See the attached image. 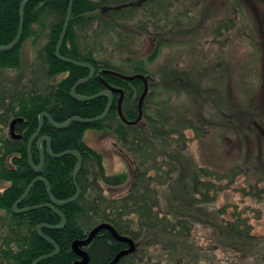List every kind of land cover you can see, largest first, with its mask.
Wrapping results in <instances>:
<instances>
[{
    "label": "trees",
    "instance_id": "1",
    "mask_svg": "<svg viewBox=\"0 0 264 264\" xmlns=\"http://www.w3.org/2000/svg\"><path fill=\"white\" fill-rule=\"evenodd\" d=\"M21 2L0 0V46L10 44L17 34ZM125 2L128 0H72L70 18L59 53L76 61L88 62L96 70L94 76L75 87V93L94 95L104 89L103 82L120 88L123 91L122 114L131 121L138 115L142 81L123 80L101 71L145 74L142 65L140 67L127 58L114 63L113 56L107 55L102 45L98 48L96 44L103 40L99 36L103 35L108 42L114 35H121L118 18L122 14L145 10L148 19H152L156 12L168 11L171 4L167 0H147L138 7L101 9ZM242 2L247 3L246 0ZM68 4L69 0H30L23 8L19 41L12 48L0 51V181L8 183L0 191V210L4 212L0 224V264H32L39 256L54 250L50 243L37 234L36 226L43 223L59 225V215L46 207L23 213L12 211L13 204L32 179L42 176L57 201L71 198L76 191L72 180L76 155L65 154L57 158L49 156L46 143L42 141L44 163L41 171L35 173L27 163L28 140L38 127L40 113L46 112L55 122L64 123L72 116H99L108 102L105 94L87 101L74 99L70 94L72 87L79 79L88 76L90 69L61 61L54 55ZM92 24L95 26L90 37L84 33V27ZM97 24L103 29L98 30ZM221 28L224 26L219 23L216 30ZM40 38H45V42L37 52L30 75H25L21 68L23 46L28 40L35 44ZM115 42L118 45L120 43ZM160 43L156 42L148 59L159 52ZM6 69L16 70L17 75L10 78L2 74L1 71ZM61 73L66 75L55 81L56 75ZM181 78L183 76H163L159 80L162 85H159V89L179 93L185 88V91L196 94L197 87L191 88L179 83ZM171 83H174V87L169 86ZM154 88V83L148 82V89ZM216 95L219 99V94ZM112 96L109 111L98 121H72L68 127L57 129L44 118L40 132L30 145L34 166L40 163L36 144L42 136L50 138L49 146L53 154L76 150L81 155V164L75 174L79 195L70 203L55 206L65 216L64 227L40 228L44 235L58 245L59 252L37 264H73L77 256L71 247L72 242L85 238L100 223L109 224L117 234L131 238L135 244L134 251L120 257L115 264H199L195 246L189 242L195 223L207 227L210 241L233 252L238 260L250 258L252 264H264V241L251 232L252 227L246 216L238 211L228 213L225 208L213 209L211 212L204 209L225 188L219 184L221 180L232 182L235 169L225 174L201 167L184 151L188 142L187 130L195 131L197 137L202 135L189 119L188 110L172 113L169 108L161 107L155 115H150L147 109L151 95L147 92L142 103L141 120L144 121L125 124L117 112L119 93L112 92ZM260 99L264 103V95ZM254 104L249 100L241 113L238 111L223 115L231 118L232 126L229 124V127L233 128L240 115L242 118L239 122L244 126L243 135L246 136L249 128L251 130L253 127L257 136L259 134L264 137V112L252 113L249 108ZM218 113L221 114V111ZM15 119H20L13 125L14 133L19 137L12 136L9 131L10 123ZM209 120L198 118L201 123H212L213 119ZM87 130L106 131L114 137L117 148L132 164L130 174L107 173L101 153L88 146L83 139ZM259 179L264 180V170ZM123 186L127 188L121 194H106V190L112 191ZM46 202H50L46 186L38 181L16 207L19 209ZM92 222L94 224L89 229L87 226ZM155 242L167 256L164 261L159 258L152 261V254L145 256L146 252H143L144 247ZM126 247L127 243L116 240L107 229H101L85 247L87 264H108Z\"/></svg>",
    "mask_w": 264,
    "mask_h": 264
},
{
    "label": "rangeland",
    "instance_id": "2",
    "mask_svg": "<svg viewBox=\"0 0 264 264\" xmlns=\"http://www.w3.org/2000/svg\"><path fill=\"white\" fill-rule=\"evenodd\" d=\"M246 1L248 6L242 0H167L171 4L168 11H158L152 19H148L143 9L128 11L121 18L116 17L121 35H114L108 42L103 35L99 36L103 40H98L100 43L96 45L98 48L102 45L107 55L113 56L114 63L127 58L140 67L142 65L143 75L155 86L148 89L151 95L148 114L155 115L161 107L169 108L172 113L188 110L189 119L202 135L197 137L195 131L187 130L188 142L184 151L201 167L225 174L235 169L232 182L221 180L219 184L225 188L204 209L211 212L225 208L228 213L240 212L247 217L251 232L264 241V180L259 179L264 170V137L257 136L253 127L249 128L246 136L243 135L244 126L239 122L242 117L239 115L233 128L229 127L231 118L223 115L241 113L249 100L255 102L249 108L252 113L264 112V103L260 99L264 95V0ZM219 23L224 28L216 30ZM94 26L85 25L84 33L91 37ZM97 29L103 27L97 24ZM115 41H119V45ZM157 41H161L159 52L148 59ZM44 42L45 38H40L35 44L30 40L24 44L23 74L30 75L37 52ZM1 72L10 78L17 75L16 70ZM65 75L58 74L54 80ZM163 76H183L179 83L197 87L196 94L185 91L184 87H178L184 88L179 93L174 90L163 92L159 89V80ZM169 80L172 82L171 78ZM169 86L174 87V83ZM216 94H219V99ZM220 111L222 115L218 113ZM199 117L212 118L213 121L201 123L198 122ZM4 132L7 130L4 129ZM83 139L88 146L101 153L107 173L130 174L132 164L117 148L110 133L87 130ZM7 185V182L0 181V191ZM126 188L106 190V194H121ZM3 215L0 210V224ZM93 224L87 227L90 229ZM209 237L207 227L194 224L189 242L195 246L199 264H252L250 258L238 260L233 252L211 242ZM155 244L144 247L145 256L152 254V261L158 258L164 261L166 254L162 247Z\"/></svg>",
    "mask_w": 264,
    "mask_h": 264
},
{
    "label": "water",
    "instance_id": "3",
    "mask_svg": "<svg viewBox=\"0 0 264 264\" xmlns=\"http://www.w3.org/2000/svg\"><path fill=\"white\" fill-rule=\"evenodd\" d=\"M29 1L30 0H22V2L20 3V6H19V23H18L17 34H16L15 38L13 39V41L10 44H8L6 46H0V51H5V50H8V49L12 48L19 41L20 36H21V32H22V26H23V8L25 7V5ZM146 1L147 0H133V1H129V2H126V3H123V4H119V5H116V6H108V7H105L104 6L101 9H102V11H105V10H118V9L127 8V7L140 6L141 4H143ZM71 5H72V0H69L68 9H67V12H66V15H65V18H64V22H63L61 34H60V36L58 38V41H57V44H56V47H55L54 55H55L56 58L60 59L61 61H64V62L73 64V65H76V66H80V67H88L90 69V73L88 74V76H86L85 78L79 79L74 84V86L72 87V89L70 91V94H71V96L74 99H76L78 101H87V100H91V99H94L96 97H99V96L105 94V95L108 96V102H107L106 108L102 112V114H100L99 116L93 117V118H81L79 116H72L67 121H65L64 123H57L46 112H41L40 115H39V124H38V127H37L36 131L34 132V134L28 140V144H27V163H28V165L31 167V169L35 173L38 174L41 171V169L43 167V163H44V154H43V150L41 148V142L42 141H44L46 143V153L49 156H52V157H56L57 158V157H61L62 155H65V154H74V155H76L77 162H76V164L74 166V170H73V174H72V180H73V184H74V186L76 188V191H75V194L71 198L66 199V200H62V201H57V200H55L52 197V195L50 193V187H49V184L47 183V181L42 176H36L34 179H32L30 181V183L28 184L27 188L25 189V191L21 195V197L19 199H17L15 201V203L13 204L12 211L14 213H23V212H26V211H29V210H33V209H37V208H41V207H46V208L52 210L57 215H59V217L61 218V223L59 225H56V226L55 225H48V224H44V223L43 224H39V225L36 226V232H37V234L43 240H45L48 243H50L52 245V247H53L54 250L52 252L48 253V254L39 256L38 258H36L32 262V264H37L39 261L45 260L47 258H50V257L56 255L59 252L58 245L51 238H49L48 236L44 235L40 231V228L41 227H45V228H49V229H60V228H63L64 225H65V222H66L65 216L63 215V213H61L59 210H57L55 208V206H61V205H64V204H67V203L72 202L73 200H75L77 198V196L79 195V191H80L79 186L77 185V183L75 181V174H76V172H77V170H78V168H79V166L81 164V155L79 154L78 151H76V150H65V151L59 152L57 154H53V153H51L50 146H49L50 138L48 136H42V137H40L38 139L37 144H36L37 145V148H38V151H39L40 163H39L38 166H34L33 165L32 161H31V156H30V145H31L33 139L40 132L41 127H42V123H43V119L45 118L52 127L57 128V129H61V128L68 127L69 124L72 121H80V122H83V123H90V122L98 121V120L102 119L107 114V112L109 111V109H110V107L112 105V102H113L112 92H118L119 93V97H118V100H117V112H118V115H119L120 119L125 124H134L137 121H139L141 119V117H142V103H143L144 97L146 96V94L148 92V77L147 76H144L143 74L134 73V74L129 75V74H122V73L116 72L114 70H102L101 71V73L109 74V75H112V76H116V77H118L120 79H123V80L139 79V80L142 81V83H143V90H142V93H141V95L139 96V99H138V115H137V117H136L135 120H131V121L125 119V117L122 114V110H121V101H122V97H123V91H122V89L112 87L109 84H107V83H105V82L102 81L103 82V85H104V89L101 90V91H99L98 93H96L94 95H91V96H82V95H79V94L75 93V91H74L75 87L78 86L79 84H81V83L89 80L92 76H94L96 70L88 62L76 61L74 59H71V58H68V57H65V56H61L60 53H59V48H60V46L62 44L63 38L65 36V32L67 30L68 22H69L70 12H71ZM19 120L20 119H15V120H13L10 123L9 131H10V133H11L12 136L19 137V135H16L14 133V129H13L14 123L16 121H19ZM38 181H42L45 184L46 190H47V194H48V197L50 199V202H46V203H43V204H40V205H35V206L23 207V208H19L18 209L16 206L25 198V196L27 195V193L30 190V188L32 187V185L35 182H38ZM101 229H107L116 240L125 242L128 245L127 248H125L124 250L120 251L113 258V260L111 262H109L108 264H115L119 260L120 257H122L125 254H128V253L134 251L135 244H134V242H133V240L131 238L126 237V236H121V235L117 234L116 231L109 224H107V223H100V224L94 226L88 232L87 236L84 239L73 241L71 247H72L73 251L79 257H81L80 260L74 261L73 264H86L88 262V254H87L86 250L83 249V248H81V247L87 245L91 241V239L93 238V236L98 231H100Z\"/></svg>",
    "mask_w": 264,
    "mask_h": 264
},
{
    "label": "flooded vegetation",
    "instance_id": "4",
    "mask_svg": "<svg viewBox=\"0 0 264 264\" xmlns=\"http://www.w3.org/2000/svg\"><path fill=\"white\" fill-rule=\"evenodd\" d=\"M84 239V238H83ZM79 240H81V239H79ZM75 241V240H74ZM73 243V242H72ZM87 245H85V246H82L81 248H83V249H85V247H86ZM127 247H128V245H127ZM126 247V248H127ZM75 253V252H74ZM75 255L77 256V259L75 260V261H77V260H80L81 259V257H79L76 253H75ZM74 263V262H73ZM87 264V263H86Z\"/></svg>",
    "mask_w": 264,
    "mask_h": 264
}]
</instances>
